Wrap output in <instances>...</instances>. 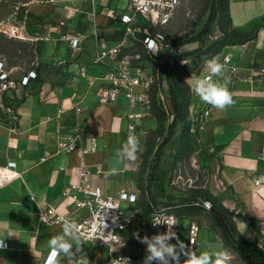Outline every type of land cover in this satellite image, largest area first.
<instances>
[{
  "label": "crops",
  "instance_id": "1",
  "mask_svg": "<svg viewBox=\"0 0 264 264\" xmlns=\"http://www.w3.org/2000/svg\"><path fill=\"white\" fill-rule=\"evenodd\" d=\"M206 2L204 16L193 31L199 30L208 17L210 1H205L204 6ZM127 8L128 0H39L18 14L24 35L21 40L30 45L33 59L26 70L6 68L12 69L11 77L18 80L31 69L37 77L16 92H8L18 100L12 111L16 120L0 121V167L15 162L14 170L20 174L0 184V240L7 242V248L0 249V264H43L55 250L49 242L63 230L59 225L41 224L39 209L51 206L60 214L69 213L73 205L65 192H74L84 170L91 186L100 188L104 195L115 196L122 189L134 195V199L121 203L123 215L131 221L143 210L146 196L139 186V175L149 144L157 142L156 119L151 111L143 119L131 120L141 149L135 161L118 162L115 152L126 141L128 101L121 94L113 104H99V91L106 84L105 66L91 63L100 39L113 46L121 38L123 26L118 15ZM228 12L230 23H216L213 34H221V27L226 31L260 27L254 40L225 46L217 58L221 62L229 54V66L236 65L239 74H254L258 79L252 84L236 82L228 86L234 103L223 110L205 103L210 114L197 134L200 147L192 154L208 171V192L233 214L238 232L248 242L264 247V186L255 184L256 179L264 180V160L260 159L264 143V0H229ZM75 34L81 35L82 43L81 50L73 54L63 37ZM133 47L143 51V46L134 42L126 43L123 51ZM198 47L199 42L187 43L179 47V52L190 53ZM158 55L167 56L165 52ZM82 65L87 68L86 76H80ZM188 78L185 75L183 82L190 93L191 106L202 101L193 94ZM227 78L225 68L223 79ZM70 134L78 136L75 151H60L58 143ZM81 148L87 153L82 154ZM168 149L159 159L151 194L160 202L177 203L166 197L167 172L173 162ZM110 167L118 168L119 173L106 179L104 173ZM171 208L177 206L168 207ZM198 214L177 217L178 238L184 243L189 224ZM199 228L193 252L199 255L202 251H225L229 255L228 245L213 220ZM149 232L148 223L134 234L143 260L146 253L137 237L143 238ZM83 249V264H101L107 259L105 246L83 243ZM131 249L125 238V245L118 251L131 256L135 252ZM54 264L77 262L57 252Z\"/></svg>",
  "mask_w": 264,
  "mask_h": 264
},
{
  "label": "built area",
  "instance_id": "2",
  "mask_svg": "<svg viewBox=\"0 0 264 264\" xmlns=\"http://www.w3.org/2000/svg\"><path fill=\"white\" fill-rule=\"evenodd\" d=\"M93 1V0H90ZM180 0H128L126 12L118 15V22L122 24V35L118 42L113 46H108L105 39H100L91 63L93 65H104L105 72L103 80L105 86L99 91L98 102L100 105H110L117 101L119 95H124L128 101V111L125 118L128 120L125 132V139L130 136L136 137L135 125L131 120L135 118L143 119L151 114L150 92L154 84H157L156 98L162 104L166 113L169 115L167 102L169 98L168 86L164 79H161L160 68L165 55H180L179 47H172L170 42L174 38H165L160 28L167 26L174 17L176 9L180 5ZM139 16L144 18V23L139 22ZM153 32L150 33L149 30ZM0 31L8 34L15 39H23V30L18 23H11L7 28L0 24ZM141 33H145L141 37ZM221 34H211L209 38L216 40ZM73 54L81 50V35L63 37ZM128 42L139 43L143 46V51L133 47L130 51H123ZM155 52V53H153ZM217 58L212 55L211 58ZM210 58V59H211ZM218 59V58H217ZM231 56H223L221 63L228 71V86H233L236 82L252 84L258 79L254 74L242 75L237 71L236 65H230ZM190 63L188 58L177 60L179 66ZM86 67H80V76H86ZM200 72L206 74L205 61L199 65ZM37 77L35 70H29L21 80L11 77V70L6 68V64L0 60V121L16 120L12 115L17 103L8 109L4 102V96L10 91H17L19 86L27 85L31 79ZM17 99V98H16ZM9 103H12L9 100ZM140 108L141 111H135ZM191 120L189 131L198 134L203 130L206 119L210 114V108L204 103L199 102L189 107ZM78 136L70 134L65 141H60L58 147L60 151L71 153L75 151ZM160 139L157 138V142ZM93 143V150H94ZM82 154L87 150L81 148ZM260 159L264 160V143L260 152ZM15 162H7L6 166L0 167V184L9 182L19 177L20 174L14 170ZM100 173V168L96 170ZM87 170L82 173V181L74 187V192L65 195L71 198L73 209L67 214H60L51 206L39 209L38 218L41 224L47 226L59 225L63 230V222L69 220L75 223L80 232L83 233V243H95L108 248V256L101 264H143L142 249H138L134 255H124L118 250L125 245L124 234L131 224V218L123 215L121 203L134 199V195L128 194L125 190H120L115 196L104 195L98 187H92L87 178ZM264 180L256 179L255 184L264 186ZM259 190V187L256 188ZM164 223V224H159ZM151 232L144 236L151 237L157 233L169 234L172 231L178 237V218L167 208H156L152 210L149 220ZM168 226H167V225ZM175 224L173 227L172 225ZM199 225L191 221L188 227V239L185 243L191 250H194ZM175 241L173 239L171 243ZM7 248V242H4ZM143 249L146 245L142 244ZM146 253V250H145ZM57 251L51 250L43 264H54Z\"/></svg>",
  "mask_w": 264,
  "mask_h": 264
},
{
  "label": "trees",
  "instance_id": "3",
  "mask_svg": "<svg viewBox=\"0 0 264 264\" xmlns=\"http://www.w3.org/2000/svg\"><path fill=\"white\" fill-rule=\"evenodd\" d=\"M228 2L229 0H210V14L202 27L197 31H191L183 36L174 38L169 44L177 48L187 43L199 42V47L196 50L190 53L172 56L171 58L163 56L160 76L161 79L166 81L168 86L169 98L167 107L169 115L156 98L157 84H154L150 92L151 109L157 122L155 134L160 141L149 144V149L145 156L142 170L140 171L139 186L146 196L145 205L143 210L133 217L131 224L124 234V238H126L132 248L131 250H135L133 253L132 251L129 252L132 253L131 255L136 253L138 246L134 234L148 226L153 208L168 209V207L176 205L177 208H171L168 211L173 212L177 217L207 211L212 216L213 224L221 229L222 239L225 244L242 256L247 264H264V252L259 250L254 242H248L242 237L236 228L233 214L228 212L208 190H191L186 196L179 198L177 203L170 201L161 203L151 194V183L158 167L159 159L171 144L176 143L175 154L173 156L174 163L200 147L197 141V135L189 131L191 120L189 106L191 104V97L188 88L183 82V77L185 75L191 76L192 74L198 75L200 72L199 65L207 59H210L212 55H217L225 46L243 44L256 38L260 26L255 27L251 31L235 28H230L226 31L221 27V36L219 38L216 40L209 38V35L214 32L216 23L220 24V26L223 22L230 23ZM216 6L217 13L213 21V11ZM149 32L152 33L153 30L150 29ZM140 36L144 37L145 33H141ZM169 58L171 60L170 62ZM184 58H188L190 63L179 66L177 60ZM9 100L12 103H9ZM4 102L8 109H10L18 100L14 95L7 94L4 96ZM201 200L209 201L212 207L220 212L230 234L236 239L237 244L231 240L224 229L218 214L204 207Z\"/></svg>",
  "mask_w": 264,
  "mask_h": 264
},
{
  "label": "clouds",
  "instance_id": "4",
  "mask_svg": "<svg viewBox=\"0 0 264 264\" xmlns=\"http://www.w3.org/2000/svg\"><path fill=\"white\" fill-rule=\"evenodd\" d=\"M205 69L206 74L199 76L192 74L187 79L190 82L193 94L202 102L219 110L231 106L234 100L228 88L229 81L223 79L225 65L213 57L205 61ZM140 149L141 143L139 139L130 136L116 150L115 158L120 163L135 161ZM118 173V168L110 167L104 173V176L107 179ZM137 238L140 243L146 245V255L143 264H228V254L225 251H202L197 255L173 231L171 235L169 234V226L165 233ZM173 239L176 240L175 244L171 243ZM49 243L50 247L54 248L69 261L75 260L77 264H83V259L86 255L83 249V233L80 232L75 223L65 220L63 222L62 234L57 235ZM4 247L6 245L3 239L0 240V249ZM182 256L184 257L183 260H181Z\"/></svg>",
  "mask_w": 264,
  "mask_h": 264
},
{
  "label": "rangeland",
  "instance_id": "5",
  "mask_svg": "<svg viewBox=\"0 0 264 264\" xmlns=\"http://www.w3.org/2000/svg\"><path fill=\"white\" fill-rule=\"evenodd\" d=\"M36 1L39 0H0V24L7 28L11 23H18L17 17L19 12L31 2ZM180 1V5L176 9L170 23L164 28H160L165 38H178L193 31L204 16V10L207 8V2L206 6L203 4L207 0ZM209 14L210 12L208 11L207 16ZM139 22L144 23V18L139 16ZM32 59L31 47L27 41L15 39L0 31L1 61L8 67H21L23 70H26L30 66ZM10 70L12 71V69ZM175 145L176 143L174 142V144L168 147V150H170L169 156L172 161L175 154ZM169 166L165 188L169 194L166 197L168 198L169 196L171 201H177L194 189L209 190L208 171L196 162L192 153L175 163L172 162ZM211 220L212 216L207 211H202L193 218V221L199 226ZM216 229L221 234V229L218 226H216ZM254 243L259 250L264 252V247L259 246L256 242ZM228 251V264H247L246 260L229 246Z\"/></svg>",
  "mask_w": 264,
  "mask_h": 264
},
{
  "label": "water",
  "instance_id": "6",
  "mask_svg": "<svg viewBox=\"0 0 264 264\" xmlns=\"http://www.w3.org/2000/svg\"><path fill=\"white\" fill-rule=\"evenodd\" d=\"M216 13H217V6L215 7L214 11H213V17H212V20L214 21L215 18H216ZM202 204L204 207L210 209L212 212H215L218 214L221 222H222V225L224 227V229L226 230V232L228 233V235L230 236L231 240L237 244V241L234 237H232V235L230 234L229 230H228V227L226 225V222L224 221V219L222 218V215L220 214V212L218 210H216L214 207H212L211 203L209 201H203L201 200ZM161 203H164V202H161Z\"/></svg>",
  "mask_w": 264,
  "mask_h": 264
}]
</instances>
